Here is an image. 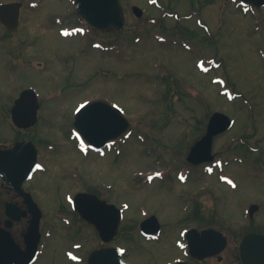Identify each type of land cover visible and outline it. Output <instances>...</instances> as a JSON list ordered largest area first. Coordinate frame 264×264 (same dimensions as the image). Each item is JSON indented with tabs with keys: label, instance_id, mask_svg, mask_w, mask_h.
I'll return each instance as SVG.
<instances>
[{
	"label": "rangeland",
	"instance_id": "rangeland-1",
	"mask_svg": "<svg viewBox=\"0 0 264 264\" xmlns=\"http://www.w3.org/2000/svg\"><path fill=\"white\" fill-rule=\"evenodd\" d=\"M122 2L126 25L120 33L59 35L58 28L63 25L57 26V14L66 16L69 25L78 22L75 13L67 12L74 9L73 2L43 0L38 9L26 11L27 19L19 31L0 37V141L11 143L26 135L16 130L10 111L27 87L37 89L44 103L42 119L31 132L39 140H51L41 141L45 170L29 182L47 215L43 220L45 245L35 264H72L65 255L72 230H63V214L58 219L56 213L65 209L69 193L74 195L85 182L132 213L145 209L165 223L172 220L169 214L185 204L186 193L192 190L190 183L169 180L163 184L156 179L151 185L139 182L140 177L162 163H189L190 147L204 135L217 110L226 111L235 120L233 128L214 141L217 157L226 163H264V7L244 12L239 0ZM134 4L144 9L143 17L135 15ZM188 15L191 18H186ZM3 31L0 25V33ZM88 37L105 45L121 44V58L94 49ZM22 40L25 45H20ZM21 47L27 49L23 53L27 62L26 55L35 59L32 66L15 61ZM95 98L119 105L143 135L142 143L137 132L125 143L110 145L105 155L87 146L78 148L79 141L68 136L75 109L80 102ZM242 167L251 170V166ZM216 171L208 176L200 168L190 175L196 184L203 179L208 189L212 187L201 197L207 208L216 205ZM232 172L240 194L224 189L221 196L228 199V205L238 195L251 202L259 199L263 185L244 181L238 172ZM197 175L202 178L197 180ZM8 200L0 184V226L6 220L3 211ZM193 205L197 207L196 200ZM242 208L231 214L232 218L241 217L242 225L229 219L225 222L240 238L252 227ZM259 218L264 220V216ZM14 229L11 231L22 242L25 223ZM78 235L76 241L90 244L88 234ZM121 243L133 264L164 262L174 256L172 242L132 244L131 239L123 238ZM92 244L102 242L93 240Z\"/></svg>",
	"mask_w": 264,
	"mask_h": 264
},
{
	"label": "water",
	"instance_id": "water-1",
	"mask_svg": "<svg viewBox=\"0 0 264 264\" xmlns=\"http://www.w3.org/2000/svg\"><path fill=\"white\" fill-rule=\"evenodd\" d=\"M245 3H253L258 6L264 5V0H243ZM76 6L80 16L90 26L98 30H108L111 28H121L125 24L121 0H76ZM137 9L138 15H142V11ZM40 106L37 99V93L34 90H25L16 100L13 108V120L19 127L32 125L37 119V110ZM76 127L85 139L95 147H102L110 140H115L129 130L131 123L122 114V112L112 106L105 100H95L84 106L76 115ZM232 124L231 119L224 113L216 112L209 123L208 133L193 148L189 160L195 161L197 158L213 160L211 155L214 137L221 132L227 130ZM33 145L32 142L24 141L16 145L12 150L0 149V170L2 168H11L15 163H34L33 157L21 156L15 158L14 152H22ZM207 157H204V155ZM211 155V156H210ZM23 192V190H20ZM30 200V196H26ZM77 207L83 213V216L94 222L97 228L102 230L103 224L98 220L97 214L87 210L97 207L106 209L109 206L101 201L96 195L81 194L76 200ZM36 207V206H34ZM32 219L29 232L26 235L27 249L22 250L14 241L9 230L0 227V264H31L34 260L38 243L40 239L39 226L41 214H36ZM87 211V212H86ZM10 216L20 218L19 211H8ZM103 212H100V216ZM8 227L12 226V221L7 223ZM109 240V239H105ZM243 259L246 264H254V250L258 256L264 259V236L249 235L243 243ZM260 258L259 261L264 263ZM114 259V260H113ZM113 260V262H112ZM119 264L124 263L119 254L111 249H102L93 252L90 257L89 264Z\"/></svg>",
	"mask_w": 264,
	"mask_h": 264
},
{
	"label": "flooded vegetation",
	"instance_id": "flooded-vegetation-1",
	"mask_svg": "<svg viewBox=\"0 0 264 264\" xmlns=\"http://www.w3.org/2000/svg\"><path fill=\"white\" fill-rule=\"evenodd\" d=\"M13 1L20 2L22 4L18 12V23L16 22V24H14L15 15H12L15 9L10 10V12L6 9V15H4V17L6 21L12 23V27H15V30H12L11 27L7 26L1 20L2 13L0 11V25L4 30L3 33H0V37L4 39L10 37L11 35H13L12 33L19 31L21 27H23V24H25L26 11L34 9V6H30V2L36 1L37 3H39L40 0H0V5ZM20 45H25V42L22 40L20 42ZM26 50L27 49L23 47L19 48V51L15 53V58L20 62H27L23 56V53L26 52ZM26 56L28 62L32 63L34 59H30L29 55ZM25 139L28 138H22V140ZM38 159L39 161L42 159L41 146H38ZM206 164H201L200 166ZM192 167L197 168L199 167V165H192ZM230 168L232 169V171L238 172V169L236 167L234 168V166H231ZM250 171L252 174L253 181H255L256 183H261L264 187V163H251ZM198 177L200 178L201 176L199 175ZM0 182L1 186L5 188L6 196L11 201L17 203L24 209H28V206L25 203L24 199L13 187L7 185L2 180H0ZM27 183L28 181L25 183V185H27ZM27 190L29 189L27 188ZM79 191L94 192L89 188H82ZM257 197L259 199H254V201L249 202L247 204L248 208L251 204H258L255 207V215L251 221L252 230H250L248 233L255 232L259 234H264V220H261L259 218L261 217V215H264V190L260 192ZM244 203L245 199L241 198L240 196L235 198L233 204L237 206V209H233L232 211L239 210L240 208H242V205ZM175 211L176 213L169 214L172 220H169L168 223L163 222L162 218H160L161 225L159 232L148 236L142 232L141 222L147 217L153 215L154 213L146 214L144 217L137 219H133L132 215L129 213H124V218L122 220L119 232L114 238L113 242L111 244H101L96 246L92 244V241H100L99 233L95 229L90 227L88 225L89 223L85 219H83L78 212L74 211V218L71 223L72 237H75L76 235L79 236V232L85 235L88 234L86 241H90V244H85L82 241L76 242L81 244V246L77 249L82 260L80 264H87L90 253L97 248L112 245L123 247L126 249V246L122 245L121 243V240L123 238L131 239L132 244H143L145 242H164L163 244L166 245V243L172 242V246L174 247V256L164 262L156 261L153 264H242L241 257L238 253L239 235H236L231 230L227 229L230 226L225 224L227 220L224 217H220L219 214L214 213L213 211H211V209L207 208H179L177 210H173V212ZM30 217L31 215L29 214L27 218L16 222L13 226L12 230H15V225L19 226L22 221L25 223V229H23L21 232V240L24 237ZM175 222L176 228L174 227ZM173 227L175 228V232L177 234L176 236L174 235ZM82 228L83 232H81ZM76 229L78 231L77 233L75 231ZM213 230H215V232H212ZM14 236L16 240L20 243L17 236L15 234ZM72 237L70 236V238ZM224 238L227 241L226 248L224 250H219L217 254L208 256L209 252H212L214 250L218 251V249H220V247L224 243ZM232 245H234V248H232ZM127 254H129V250H126L124 253V258L126 260L128 258Z\"/></svg>",
	"mask_w": 264,
	"mask_h": 264
}]
</instances>
